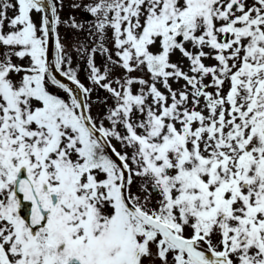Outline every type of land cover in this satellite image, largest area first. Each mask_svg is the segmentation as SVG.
I'll return each mask as SVG.
<instances>
[{
	"label": "snow or ice",
	"instance_id": "1",
	"mask_svg": "<svg viewBox=\"0 0 264 264\" xmlns=\"http://www.w3.org/2000/svg\"><path fill=\"white\" fill-rule=\"evenodd\" d=\"M62 7L0 0V264H264V0L73 2L87 83Z\"/></svg>",
	"mask_w": 264,
	"mask_h": 264
},
{
	"label": "rangeland",
	"instance_id": "2",
	"mask_svg": "<svg viewBox=\"0 0 264 264\" xmlns=\"http://www.w3.org/2000/svg\"><path fill=\"white\" fill-rule=\"evenodd\" d=\"M73 2L79 3L83 6L84 4L89 3L90 0H63V7L61 9V14H62L61 19L66 20V19H69V17H74L77 23L83 24V29L78 31V30H73V29H70V28H67V27L61 25L59 27V32H60V35L62 37V42L66 46H68V45L72 46V48H70V51L72 53L73 67L78 69V74H79L82 82L87 83L84 79L87 76L85 61L82 58H79L73 49L75 48V46L78 43H91V41L95 39L94 36L90 37V34H89V23L94 18L91 17V15L88 19L82 18L81 12L83 11V7H81V8L70 7V4ZM9 15H11V13H9ZM32 15H33L34 21L39 23V14H36L33 12ZM107 46L111 47V44H107ZM206 51H207V49H206ZM178 56H179V54L172 57L174 62L177 61ZM204 62L207 65H211V64L215 63V61L211 60V59L205 60ZM96 63L98 66H100V64H101V57L99 54H97V56H96ZM183 64H184L185 70H187V61H183ZM80 69H83V70L81 71ZM119 72H120L119 69H115L113 72V76L115 77V76L119 75ZM133 75L139 76V75H141V73H134ZM182 83L183 82L181 81V84ZM173 87L178 88V87H180V85L179 84H173ZM98 95L102 99L105 97L106 94L101 90L98 93ZM96 98H97V93H94L93 99L95 100ZM110 102L111 101H109V103ZM102 107L103 106L101 104L94 105L93 114L94 115H100L102 113Z\"/></svg>",
	"mask_w": 264,
	"mask_h": 264
},
{
	"label": "water",
	"instance_id": "3",
	"mask_svg": "<svg viewBox=\"0 0 264 264\" xmlns=\"http://www.w3.org/2000/svg\"><path fill=\"white\" fill-rule=\"evenodd\" d=\"M52 45H53V43L52 42H50V59H51V50H52ZM55 74V73H54ZM28 202H23V204H22V207H23V205H26Z\"/></svg>",
	"mask_w": 264,
	"mask_h": 264
}]
</instances>
